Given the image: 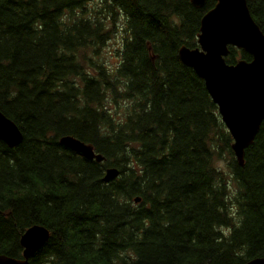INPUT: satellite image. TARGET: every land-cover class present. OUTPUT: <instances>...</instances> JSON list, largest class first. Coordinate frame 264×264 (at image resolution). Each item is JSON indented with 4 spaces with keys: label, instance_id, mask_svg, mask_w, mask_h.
Segmentation results:
<instances>
[{
    "label": "trees",
    "instance_id": "obj_1",
    "mask_svg": "<svg viewBox=\"0 0 264 264\" xmlns=\"http://www.w3.org/2000/svg\"><path fill=\"white\" fill-rule=\"evenodd\" d=\"M246 2L264 33V0ZM214 3L0 0V112L23 135L0 140V254L20 258L21 234L39 224L49 238L30 264L264 257V121L240 166L203 80L178 56L197 46ZM118 33L110 65L101 49ZM239 58L251 56L231 47L226 62ZM109 167L118 175L104 180Z\"/></svg>",
    "mask_w": 264,
    "mask_h": 264
},
{
    "label": "water",
    "instance_id": "obj_2",
    "mask_svg": "<svg viewBox=\"0 0 264 264\" xmlns=\"http://www.w3.org/2000/svg\"><path fill=\"white\" fill-rule=\"evenodd\" d=\"M214 5L200 18L196 35L197 46L181 45L178 56L200 77L221 121L229 132L231 149L237 163L244 164L245 149L249 147L264 121V33L250 14L246 0H214ZM202 8L206 0H190ZM243 50L250 60L239 58L227 63L230 48ZM22 133L16 124L0 112V140L8 146L18 145ZM59 143L81 153L85 158L102 161L93 147L70 135L59 137ZM118 175L117 168H106L104 180ZM140 198L134 199L138 203ZM49 238V230L34 224L20 236L21 257L0 254V264H30L29 258ZM242 264H264V257H254Z\"/></svg>",
    "mask_w": 264,
    "mask_h": 264
},
{
    "label": "rangeland",
    "instance_id": "obj_3",
    "mask_svg": "<svg viewBox=\"0 0 264 264\" xmlns=\"http://www.w3.org/2000/svg\"><path fill=\"white\" fill-rule=\"evenodd\" d=\"M120 45H121V38H120V34L118 33L117 36L110 39V41L107 42L106 46L101 49V54L107 57L108 60L107 62H109L110 65H114V61L116 57L114 52L115 50L120 48ZM217 165L223 168L224 170H226L225 161H223V159L217 161Z\"/></svg>",
    "mask_w": 264,
    "mask_h": 264
}]
</instances>
